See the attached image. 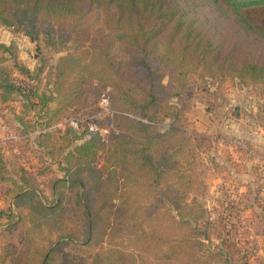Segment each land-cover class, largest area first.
<instances>
[{"label":"trees","instance_id":"trees-1","mask_svg":"<svg viewBox=\"0 0 264 264\" xmlns=\"http://www.w3.org/2000/svg\"><path fill=\"white\" fill-rule=\"evenodd\" d=\"M0 27L60 54L29 70L7 65L13 52L0 44V118L24 136L81 121L0 149V201L12 194L18 209L0 208V264H260L259 249L230 237L225 212L212 220L190 199L210 140L177 125L187 105L152 111L165 77L177 94L192 75L264 84V0H0ZM107 88L116 114L100 118ZM16 146L39 154L36 175L11 171Z\"/></svg>","mask_w":264,"mask_h":264},{"label":"rangeland","instance_id":"rangeland-1","mask_svg":"<svg viewBox=\"0 0 264 264\" xmlns=\"http://www.w3.org/2000/svg\"><path fill=\"white\" fill-rule=\"evenodd\" d=\"M15 35L20 38L22 34ZM20 39L18 43L21 49L28 51V59L25 61L34 63L35 67L40 59L46 58L50 63H55L60 56L44 47L43 43L39 50L36 43L29 45V38L26 41L22 40L24 38ZM163 83L165 88L159 94L160 102L152 115L164 118L167 112L165 104L181 109L182 101L187 107L177 125L182 128L184 135L192 139L196 135H205L210 140L209 143L202 142V147L195 154L196 168L192 172L195 186L190 199L208 209L212 220L218 218L220 212H225L227 219L224 223H229L226 227H230V237L240 243L243 252L251 253L255 248L264 249V194L259 180L260 172L246 168L243 169V176L239 175L238 167L234 166L235 153L246 159L241 158L244 163L251 158L233 143L234 140H244L253 144V147L258 146L247 140V137L260 136V128L264 129V84H241L237 79L230 78L213 81L192 75L184 85L186 89L177 94L180 89L175 86L171 89L168 77H165ZM235 112L239 114V118ZM224 148H229L232 152L226 153ZM241 184L244 189L243 198L236 200L235 195ZM260 193L263 196L256 198L255 194ZM225 198L227 201L223 203ZM211 237L213 242L210 246L215 250L219 242L214 234ZM2 242L4 240L0 237V245ZM205 243L209 245V241ZM240 262L235 259L231 264ZM248 264L256 263L251 258Z\"/></svg>","mask_w":264,"mask_h":264},{"label":"crops","instance_id":"crops-1","mask_svg":"<svg viewBox=\"0 0 264 264\" xmlns=\"http://www.w3.org/2000/svg\"><path fill=\"white\" fill-rule=\"evenodd\" d=\"M0 38H2L0 40V44H4L6 46H8L10 49H12L13 52V57L14 59L8 58L6 64L7 65H12L13 62H15V64L19 63L22 66H25L27 69L29 70H34L35 68H37L39 66L36 65V67L34 66V63H27L25 60L28 59V51L21 49L20 44L18 43L19 41H21L20 38H24L22 40L26 41L27 37H17V35H15V33H13L11 30H8L4 27H0ZM33 43H29V45H32ZM25 51V52H24ZM39 63V61H38ZM15 76L22 78V76L20 74H18L17 72L14 74ZM12 106L15 107L16 109V113H19L20 111V106L19 103L14 102L12 103ZM261 129V135L260 136H256V137H247V140H251L252 142H255L258 144V150L261 153H264V129ZM253 145V144H252ZM255 146V147H256ZM32 149L23 147L22 148H18L17 146L15 147V149L13 151H7L5 156L7 158V160L9 161V165L11 168V171L16 172L17 169H19L20 167L25 168V170L29 171L30 173H33L36 175V170L38 169L39 166H41V163H39V158L38 155L36 153H32L31 152ZM224 152L226 153H230L232 152L229 148H224ZM240 153V152H239ZM237 155H240L238 153H235ZM243 154V153H242ZM19 157H18V156ZM237 155L236 158H234L235 160V167H238L237 170H239L240 172V176H243V169L247 170H253V171H257L258 167H259V163H256L255 160H251V159H247L248 161H246V163L243 162V159H245L244 157H238ZM241 156V155H240ZM243 158V159H241ZM246 160V159H245ZM53 171L55 176L57 177H61L62 173L57 169V167L54 165L53 166ZM39 179V182L42 183V186L44 187L45 184L47 183L48 177H37ZM243 186L242 184L240 185V190H238V194L235 195V199L236 200H241V198H243ZM47 195H49V191L46 189L45 192ZM245 196V195H244ZM256 198L262 197L263 195L258 194L256 195ZM0 208L2 209H7V208H11L15 213L18 212V209L15 208V206L13 205V195L9 194V196L7 195L5 198L2 197L1 201H0ZM3 246V242L0 245V249ZM258 260L260 264H264V249H259L258 252Z\"/></svg>","mask_w":264,"mask_h":264},{"label":"built area","instance_id":"built-area-1","mask_svg":"<svg viewBox=\"0 0 264 264\" xmlns=\"http://www.w3.org/2000/svg\"><path fill=\"white\" fill-rule=\"evenodd\" d=\"M23 37V35H21ZM110 88H107L106 91L102 94L100 102H99V112L98 117H112L116 114V110H114L110 105V98L108 93L110 92ZM81 121L78 119L69 117L66 118L54 125L45 126L37 129L35 132L31 133L29 136H24L17 131H15L10 125H8L2 118H0V149L7 142H15V143H23L28 138H35L36 136L56 132L59 133L63 131L67 126L72 127L75 130H79ZM87 129L89 133L99 132L101 135L105 136L109 133L108 129H100L95 123H88ZM233 143L235 146L244 151L246 155L251 158L257 160L260 168V182L262 186V192L264 194V153L259 152V150L249 144L244 140H234Z\"/></svg>","mask_w":264,"mask_h":264}]
</instances>
